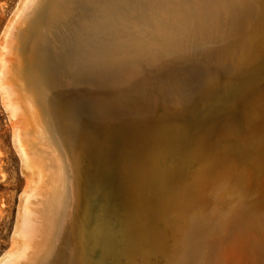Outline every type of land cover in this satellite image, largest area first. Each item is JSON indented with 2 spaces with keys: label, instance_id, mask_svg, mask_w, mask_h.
Masks as SVG:
<instances>
[{
  "label": "bare ground",
  "instance_id": "6f19581e",
  "mask_svg": "<svg viewBox=\"0 0 264 264\" xmlns=\"http://www.w3.org/2000/svg\"><path fill=\"white\" fill-rule=\"evenodd\" d=\"M21 1L0 92L28 186L0 264H264V0ZM137 100L199 120L150 129L205 142L200 171L143 159Z\"/></svg>",
  "mask_w": 264,
  "mask_h": 264
},
{
  "label": "rangeland",
  "instance_id": "374dc122",
  "mask_svg": "<svg viewBox=\"0 0 264 264\" xmlns=\"http://www.w3.org/2000/svg\"><path fill=\"white\" fill-rule=\"evenodd\" d=\"M21 0H0V53H1V46H2V36L3 33L5 32V27H7L8 23L10 22L13 14L15 11L18 9ZM7 24V25H6ZM1 94V92H0ZM3 97L2 94L0 95V257L7 252L8 249H10L13 246V236L15 232V227H16V219H17V213H18V206L20 202V197L26 190L28 186V174L26 172L25 167H23L22 159L19 154V151L14 143L13 135H14V129L13 125L14 123H11V119L9 116V112L6 109L5 102L4 100L2 101ZM138 103H141V109L143 113L140 114H149V111L151 112L147 116V120L143 124V129L144 125L146 126L145 129H149L151 142L152 139L155 141L154 145L158 150V147L162 148L159 149L156 153V151L152 150L148 154H146L143 159H149V158H159L165 162V168L164 171H162L160 176H171V172H173V166L171 163V159L179 156L182 159L183 167H188L190 171H200V167L198 164V154L200 155L205 154L206 152V146L204 147L205 142H199V144H196L194 141L195 139H192V135L190 136H180L178 139L179 141L177 142L176 145H179L180 142L182 144L183 139V144L181 146H172L175 147L173 148L174 151L171 153V155H167L166 152L169 154L170 150L172 152V147L167 145H159L157 141V137L155 134H152V131L150 128H152V124L158 123V121H163V122H169L168 124L173 126L175 124L177 127L182 128V130L185 133H194L196 130H201L198 127L199 126L198 122L199 120L196 119H188L187 118L184 122H180L181 120H172L170 117L172 111L168 110L164 104L161 103L160 100H156L154 102L149 101V102H140L137 100ZM4 103V104H3ZM150 103V104H148ZM146 105V106H144ZM150 105V106H149ZM149 106V108H148ZM6 109V110H5ZM168 110V111H167ZM160 111V112H159ZM8 112V113H7ZM158 113V114H155ZM168 114V115H167ZM157 115V116H156ZM149 118V120H148ZM148 122V123H147ZM175 122V123H174ZM180 123V125H179ZM146 124H149L148 126ZM170 125V126H171ZM174 125V126H175ZM179 125V126H178ZM198 125V126H197ZM99 133H97L96 138L93 139V142L99 146L102 147V137L98 138ZM195 136V135H193ZM99 140H98V139ZM186 138V139H185ZM99 141V142H98ZM185 142V143H184ZM202 145V147H201ZM165 146V149H164ZM200 146V147H199ZM183 149H182V148ZM205 149H204V148ZM200 148V149H199ZM182 149V150H180ZM203 149V150H202ZM219 152V149H217ZM182 153H181V152ZM155 152V153H154ZM180 154H179V153ZM197 152V153H196ZM175 153V154H174ZM178 153V154H177ZM197 154V158H194L193 154ZM215 153V152H214ZM174 154V155H173ZM201 154V155H202ZM166 155V156H165ZM165 156V157H164ZM171 158H170V157ZM174 156V157H173ZM170 158V159H169ZM111 165L116 166V163L114 160H111L112 158H109ZM166 159V160H165ZM168 159V160H167ZM140 160V159H139ZM170 160V162H169ZM168 163H167V162ZM21 162V163H20ZM140 162V161H139ZM197 162V163H196ZM21 166L23 168H21ZM171 166V168H169ZM172 169V170H171ZM22 170V171H21ZM170 170V173H168ZM165 172V173H164ZM169 175H167V174ZM163 174V175H162ZM26 175V176H25ZM109 178V177H108ZM111 180H117L115 176H111ZM26 180V181H25ZM12 243V244H11ZM10 247V248H9Z\"/></svg>",
  "mask_w": 264,
  "mask_h": 264
}]
</instances>
